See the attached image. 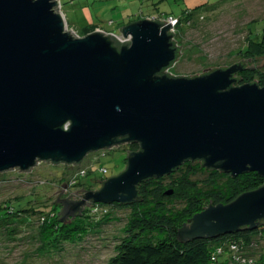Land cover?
<instances>
[{
    "label": "water",
    "instance_id": "obj_1",
    "mask_svg": "<svg viewBox=\"0 0 264 264\" xmlns=\"http://www.w3.org/2000/svg\"><path fill=\"white\" fill-rule=\"evenodd\" d=\"M59 7L58 0H0V173L40 161L80 164L91 152L140 144L99 189L60 198L61 220L90 200L132 203L139 183L190 159L233 177L255 171L264 178V86H233L241 61L170 76L162 72L177 59L172 23L133 21L119 28L124 41L100 29L80 36ZM261 220L264 184L205 207L179 237L214 238Z\"/></svg>",
    "mask_w": 264,
    "mask_h": 264
},
{
    "label": "rangeland",
    "instance_id": "obj_2",
    "mask_svg": "<svg viewBox=\"0 0 264 264\" xmlns=\"http://www.w3.org/2000/svg\"><path fill=\"white\" fill-rule=\"evenodd\" d=\"M155 1L74 0L73 3L64 2L63 10L68 28L80 36L96 29L108 33L115 31L120 35V27L130 19H135L130 22L144 19L146 14L153 19L171 22L174 38L182 46L180 58L167 70L174 76L192 77L242 61L246 58L248 42L260 38L258 34L264 24V0H160L157 7L153 5ZM204 2L207 4L193 11L188 22L179 23L176 19L173 22L168 15L180 14L188 5L194 7ZM250 64H256L264 71V57L250 60ZM129 150V143L122 142L89 153L78 166L40 161L28 171L11 169L1 172L0 208L30 194L41 201L43 208L50 207L62 192L66 179L70 180L72 172L80 168L88 170L94 166L95 171L86 178L93 186H70L69 182L60 198H67L82 188L95 190L104 176L99 167L108 168L105 175L108 178L121 173L126 168ZM100 156L101 160L97 162ZM89 205V208H94L93 204ZM96 209L89 213L92 216L87 221L90 227L88 233L74 242L67 241L63 235L52 243V239L44 238L40 214L13 224L0 220V264H110L118 244L126 235L124 227L130 209L117 206ZM2 213L0 211V217ZM109 213L110 217L106 218ZM15 220L14 217L10 221ZM248 249L243 256L259 258L264 252V239L255 237Z\"/></svg>",
    "mask_w": 264,
    "mask_h": 264
},
{
    "label": "trees",
    "instance_id": "obj_3",
    "mask_svg": "<svg viewBox=\"0 0 264 264\" xmlns=\"http://www.w3.org/2000/svg\"><path fill=\"white\" fill-rule=\"evenodd\" d=\"M64 2L73 3L74 0H65ZM159 2L160 0H156L153 5L157 7ZM206 4L204 2L194 7L188 5L181 10L180 14L171 13L168 15L170 18L178 20L179 23L188 22L190 14ZM145 16L146 18L151 17L149 14ZM131 20L135 19H130L126 24L131 23ZM156 20L166 23L162 19ZM258 35L260 36L258 40H250L247 44L246 58L240 62L245 69L234 76L236 81L233 86L246 83H258L259 86H264V71L256 64H250V60L254 61L264 57V24ZM116 40L118 45L122 44L118 39ZM172 41L178 49L177 59L162 72L170 76L173 75L167 70L181 56V47L175 39ZM205 73L206 71L201 75ZM129 149L128 154L138 151L140 144L130 142ZM100 160L101 156L97 162ZM204 164L205 161L201 159L186 160L168 175L154 176L144 180L137 185L138 196L132 203L103 204L90 200L87 203L93 204L94 208H89L90 205L86 203L81 214L61 220L62 205L58 202L59 196L52 206L43 208L40 205L41 201L37 200L34 194H30L11 205L1 206L0 211H3L2 215L4 216L1 215L0 220L13 224L23 221L24 218H35L37 214H40L43 218L44 238L52 239V243L55 238L59 239L63 235L67 241L74 242V240L83 239L88 233L90 227L87 221L92 216L89 214L90 212L101 206H117L130 209V213L124 227L126 235L118 244L116 255L110 264H229L236 262L264 264V252L259 258L250 254L251 260L249 257L243 256L249 250L248 248H251L255 237L264 239V220H261L255 229L245 226L235 233L214 238L202 237L182 240L179 237V229L205 207L211 204H226L242 193L255 190L264 184V178L258 172L248 171L233 177L221 169L208 168ZM78 165L75 164V166ZM99 169L104 175L101 177L99 185L101 186L108 178L105 177L108 174V168L102 165ZM102 169H106V172ZM94 171V166L88 170L82 168L78 171L75 170L72 172L70 180L66 179L64 183L71 182L68 184L70 186H93L86 178ZM97 189L99 188L97 187L95 190ZM70 198L75 200L74 197ZM14 217L16 218L15 222H11L10 220ZM105 217L109 218L110 213ZM10 229L14 231V228Z\"/></svg>",
    "mask_w": 264,
    "mask_h": 264
},
{
    "label": "built area",
    "instance_id": "obj_4",
    "mask_svg": "<svg viewBox=\"0 0 264 264\" xmlns=\"http://www.w3.org/2000/svg\"><path fill=\"white\" fill-rule=\"evenodd\" d=\"M59 1V5H60V7H59V10L61 11V12H63L64 13V10H63V2L65 1V0H58ZM65 14V13H64ZM172 20H173V22H174V20L175 19H173V18H171ZM167 23H171V22H167ZM172 30H174V28H172ZM117 38H119L121 41H124V40H130V38L128 37V38H125L124 37V35L123 34H120V35H118L116 32H112ZM175 37V36H174ZM173 37V39H175ZM104 172H106V169H102ZM250 260H251V258H250Z\"/></svg>",
    "mask_w": 264,
    "mask_h": 264
},
{
    "label": "flooded vegetation",
    "instance_id": "obj_5",
    "mask_svg": "<svg viewBox=\"0 0 264 264\" xmlns=\"http://www.w3.org/2000/svg\"><path fill=\"white\" fill-rule=\"evenodd\" d=\"M124 143H130V142H124ZM101 187V186H98V188Z\"/></svg>",
    "mask_w": 264,
    "mask_h": 264
}]
</instances>
